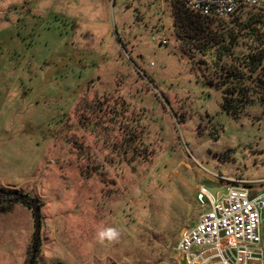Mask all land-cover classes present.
I'll return each mask as SVG.
<instances>
[{"label":"rangeland","instance_id":"1","mask_svg":"<svg viewBox=\"0 0 264 264\" xmlns=\"http://www.w3.org/2000/svg\"><path fill=\"white\" fill-rule=\"evenodd\" d=\"M173 1L0 0V197L40 206L32 264H174L199 186L264 191L263 99L223 112ZM14 200L0 264L31 258L33 215Z\"/></svg>","mask_w":264,"mask_h":264},{"label":"built area","instance_id":"2","mask_svg":"<svg viewBox=\"0 0 264 264\" xmlns=\"http://www.w3.org/2000/svg\"><path fill=\"white\" fill-rule=\"evenodd\" d=\"M179 1L206 18H227L242 8L264 12V0ZM227 182L220 183L227 192L220 200L219 192L213 197L203 185L196 190L203 213L194 227L181 231L174 264H264V191L240 181Z\"/></svg>","mask_w":264,"mask_h":264},{"label":"trees","instance_id":"3","mask_svg":"<svg viewBox=\"0 0 264 264\" xmlns=\"http://www.w3.org/2000/svg\"><path fill=\"white\" fill-rule=\"evenodd\" d=\"M178 1V0H176ZM173 1V25L187 33L200 46L197 52L208 57L218 73L215 82L222 93L221 108L233 119L256 100L264 103V15L262 11L242 9L225 19L202 17L188 11L182 2ZM217 25L209 29L207 25ZM250 42L245 53L237 54L241 41ZM216 79V77H215ZM213 86V85H212ZM256 101V102H257Z\"/></svg>","mask_w":264,"mask_h":264},{"label":"water","instance_id":"4","mask_svg":"<svg viewBox=\"0 0 264 264\" xmlns=\"http://www.w3.org/2000/svg\"><path fill=\"white\" fill-rule=\"evenodd\" d=\"M205 190L207 193H209L211 196H215L217 192L222 190V188H213V187H207L205 186ZM15 199L14 201L21 202L27 208L32 212L33 215V221H34V238H33V247H32V253H31V258L28 262V264H32L33 258L38 246V242L40 239V229H41V209L38 204V202L32 198H29L26 195L22 194H13L11 196H6V197H0V202H7L8 200Z\"/></svg>","mask_w":264,"mask_h":264},{"label":"clouds","instance_id":"5","mask_svg":"<svg viewBox=\"0 0 264 264\" xmlns=\"http://www.w3.org/2000/svg\"><path fill=\"white\" fill-rule=\"evenodd\" d=\"M100 235H101V237H103L104 235H108L109 237H113L116 235V233L112 229H109L107 231V233H101Z\"/></svg>","mask_w":264,"mask_h":264}]
</instances>
